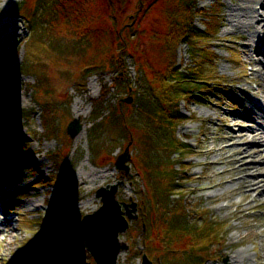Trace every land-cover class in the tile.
<instances>
[{
  "label": "rangeland",
  "instance_id": "374dc122",
  "mask_svg": "<svg viewBox=\"0 0 264 264\" xmlns=\"http://www.w3.org/2000/svg\"><path fill=\"white\" fill-rule=\"evenodd\" d=\"M239 1L0 0V126L8 127L0 134V264H94L72 227L100 206L96 189L115 183L116 199L136 204L115 264H141L144 254L153 264H264V146H244L237 132L249 124L246 113L257 121L264 113V32L255 26L254 48L248 29L229 27ZM212 9L218 31L200 68L210 89L191 87V98L180 100L188 119L169 149L170 129L153 116L158 100L137 62L159 66L181 13L193 32L203 31ZM123 45L116 70L108 62ZM176 47L183 67L191 49ZM51 117L52 134L42 122ZM75 118L82 130L71 138L65 128ZM128 142L123 173L114 162ZM54 151L64 171L56 185L46 180ZM165 187L170 195L161 196ZM45 222L71 233L57 243ZM213 225L221 229L209 240L203 229Z\"/></svg>",
  "mask_w": 264,
  "mask_h": 264
},
{
  "label": "trees",
  "instance_id": "16d2710c",
  "mask_svg": "<svg viewBox=\"0 0 264 264\" xmlns=\"http://www.w3.org/2000/svg\"><path fill=\"white\" fill-rule=\"evenodd\" d=\"M24 11H26L25 8ZM17 12L19 11L14 9L13 13L15 14ZM217 15H218L217 9H212L210 16H207V18L203 20L204 30L193 32V30H191L192 27L191 17L190 16L187 17V15H185L184 13H181V15L176 20V22L178 21L177 27L175 29L176 33L175 32L170 33L171 38H166L162 43V45H164L165 48L162 52V58H161L162 62L159 63V66H153L149 61L145 60L144 58L137 62V66L140 72L143 73L149 85V88L152 90L151 92L155 95V97L158 100L159 105L157 108H155L153 116L156 118L157 122L160 125L164 123L170 129L171 138L167 140L168 148L169 147L174 148L176 147L174 146V144H180L178 140H174L175 139L174 131L180 123H182L185 119H188L187 116L179 114L177 111L180 100L181 99L188 100L189 98H191V93H190L192 90L191 87L196 89L197 88L210 89V87L207 85L208 80L205 77L206 73L200 68L203 67V63L205 59L208 58L209 49L205 45H207V41L210 40L209 39L210 37L216 36V33L218 31L219 23L216 19ZM172 22H175V20ZM120 32L118 29L117 36L119 38H123L119 36ZM182 41L185 42L187 47L191 49L190 51L192 52V54L190 55L191 61L187 65L183 67L181 66L179 67V65H177V60H176L177 59L176 44L178 45L179 42ZM123 47L124 45L119 48L117 55H114V57L109 59L108 62L116 70L122 69L120 51L121 49H123ZM106 90L107 87L104 88L103 93H105ZM51 100L53 101L54 99ZM135 100L137 103L139 97L136 96ZM98 101L99 98L95 99V102ZM41 119L43 120L42 116ZM42 122L43 125L47 123V129H46L47 131H49L50 129L51 134L52 132H55L54 123L56 121H54L53 123L52 117L48 121L46 122L42 121ZM3 131L4 129L1 127L0 134L3 133ZM179 148H180L179 151H181V148L183 147L179 146ZM56 155L57 156L54 166L57 168L58 172H61L63 171V166L59 162V157L57 152ZM171 168L172 167H170V169L167 170V172L170 175H173V169ZM164 170H166V168ZM152 171L153 169L150 168L148 172L150 173ZM55 175L53 177H50L49 179L50 183H52L53 179L57 177L59 174H55ZM171 178H173V176ZM165 185L167 186V184ZM69 186H70V177H68V184H66L65 188H69ZM165 188L161 190L160 193L161 196L170 195V192H168L169 188L168 187L166 189ZM46 224L50 225L53 228H56L55 231L59 229L61 230L64 229L61 226L58 227V225H56L55 223H46ZM220 229L221 227L217 229L215 228V225H213V226L205 227V229L203 230H205L207 238L209 237L210 239L211 234L216 235V232ZM63 240L65 239L61 235L59 237L58 243H60Z\"/></svg>",
  "mask_w": 264,
  "mask_h": 264
},
{
  "label": "water",
  "instance_id": "95a60500",
  "mask_svg": "<svg viewBox=\"0 0 264 264\" xmlns=\"http://www.w3.org/2000/svg\"><path fill=\"white\" fill-rule=\"evenodd\" d=\"M130 98L124 101L130 102ZM82 130L80 118L70 121L66 127L69 137L74 138ZM128 145L115 161V167L124 173L128 172L129 161ZM121 184V183H120ZM118 183L101 186L95 191V196L101 205L90 214L82 217L76 225L77 237L83 248L94 259L95 264H115L117 256L126 250V245L119 242V234L128 227V219L136 217V204L123 203L116 199ZM123 208V209H122ZM141 264H152L144 254Z\"/></svg>",
  "mask_w": 264,
  "mask_h": 264
},
{
  "label": "bare ground",
  "instance_id": "6f19581e",
  "mask_svg": "<svg viewBox=\"0 0 264 264\" xmlns=\"http://www.w3.org/2000/svg\"><path fill=\"white\" fill-rule=\"evenodd\" d=\"M258 7V8H257ZM261 8V10H260ZM263 18V19H262ZM264 0H240L239 3L233 8L229 9L227 23L231 29L236 28H246L249 30L248 43H252L253 47L256 48L258 45L255 43L258 40H255V26H259L264 32ZM2 24V23H1ZM258 31V30H257ZM257 36V35H256ZM7 42V39L3 40V44ZM248 45V46H249ZM256 45V46H255ZM247 47V46H246ZM251 55V54H250ZM250 58V57H249ZM256 61V60H255ZM259 121L255 119L254 116L246 113L244 121L249 122L248 126H244L242 123H239L238 136H243L242 139L245 140L244 146L247 143H259L263 142L264 146V113L258 117ZM235 150H240V148H235ZM251 150L253 152H251ZM243 152L253 154V156L258 157V149L245 148ZM264 153V147H263ZM264 156V154H263ZM250 185H256L257 189L259 185L257 182H253ZM256 195H259L258 193ZM240 257L239 253L234 255V260Z\"/></svg>",
  "mask_w": 264,
  "mask_h": 264
}]
</instances>
